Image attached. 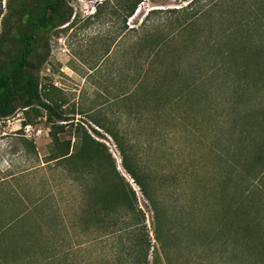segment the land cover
<instances>
[{"label": "rangeland", "instance_id": "obj_1", "mask_svg": "<svg viewBox=\"0 0 264 264\" xmlns=\"http://www.w3.org/2000/svg\"><path fill=\"white\" fill-rule=\"evenodd\" d=\"M41 1L0 0V61L12 50L15 28ZM135 1L65 0L69 18L49 33V56L39 70L42 99L68 119L57 137L72 145L82 127L119 163L113 140L92 116L108 127L133 129L148 162L181 178L180 203L189 212L178 227L179 262L255 264L257 256L238 239L249 223L264 231V173L258 174L261 164L254 159L249 167L253 151L264 154V125L255 118L264 110V59L251 61L249 74H240L241 55L231 60L220 54L238 44L264 49V0H141L130 12ZM199 72L203 77L197 78ZM148 83L151 89L132 109L147 119L154 115L152 98L159 106L192 89L158 120H126L125 96ZM154 89L158 93L151 95ZM23 110L0 117V226L10 223L0 235V264H21L29 239L52 238L50 226L62 249L71 234L78 243L72 261L83 264L90 261V240L69 227L80 194L67 178L73 166L51 160L48 167L57 152L52 125L42 108ZM244 129L250 134L241 141ZM47 194L51 200L34 209ZM139 202L152 229V212L141 195ZM54 208L63 219L46 217ZM246 239L253 241L251 235Z\"/></svg>", "mask_w": 264, "mask_h": 264}, {"label": "trees", "instance_id": "obj_2", "mask_svg": "<svg viewBox=\"0 0 264 264\" xmlns=\"http://www.w3.org/2000/svg\"><path fill=\"white\" fill-rule=\"evenodd\" d=\"M139 1L141 0L133 3L130 12ZM181 1H189L188 5L195 0ZM69 15L65 0H43L39 3L36 13L15 28L12 50L5 60L0 61V117H7L18 108L27 111L34 106L46 112L52 125L50 135L57 149V152L47 159V165L50 167L48 162L51 160H56L58 164H72L73 169L68 171H73L74 174L66 172L67 178L80 187L77 208L73 210L74 218H71L69 227L73 228V231L80 228L90 240V261L83 264H182L179 262L182 240L179 238L178 227L183 224V214L189 211L180 203L184 195L181 191V178L171 175L167 170L159 171L148 162L144 157L145 153L138 150L136 131L120 127L118 123L108 127L97 114L92 116L96 126L105 129L113 140L119 163L101 141L93 138L82 127L81 130L77 129L79 140L72 145L70 141L61 142L57 137L67 124L61 121L68 119L57 105L42 99L39 70L49 56V33L67 21ZM2 33L1 31L0 36ZM237 53L243 60L239 68L240 74H249L251 61L264 59L263 48L251 51L244 44L227 46L220 55L232 60L236 58ZM219 61H216L209 71H214L220 65ZM195 75L201 78L204 73ZM149 85L152 87L150 83L144 86L141 84L136 95L125 96L126 120L138 123L149 119L158 120L157 118L165 116L173 100L183 99L190 92L189 89H192L191 86L181 89L173 99L170 97L168 102L164 101L159 106L157 98H152L150 105L154 115L147 119L143 113L133 114L132 109L142 102L146 91L151 89ZM157 93L154 89L151 95ZM35 110L39 111L37 108ZM244 116L246 119L251 117L249 114ZM255 118L257 125H264V110L256 111ZM118 121H122L121 118H118ZM93 131L97 133V130ZM249 134V130H241L240 140L244 141ZM250 156L252 160L249 167L253 163L261 164L258 174H263L264 154L261 155L259 150H255ZM139 195L152 212V229L148 227L146 211L139 202ZM51 197L47 194L42 200L34 203V209L45 201L49 202ZM57 210L51 209V214L46 217L55 215L56 218L63 219ZM9 224L0 226V235L5 233ZM48 228V232H53L52 238L49 236V239L45 240L29 239L21 264H78L72 261L78 243L73 241L71 234L68 233V247L62 249L58 244L59 234L52 226ZM242 231L238 244L257 256L255 264H262L264 231L258 225L252 227L250 223ZM250 235L253 241L246 239V236ZM36 245L39 246L37 249Z\"/></svg>", "mask_w": 264, "mask_h": 264}]
</instances>
